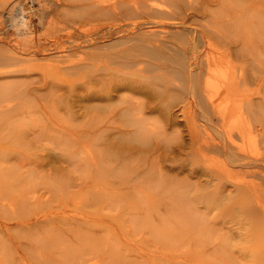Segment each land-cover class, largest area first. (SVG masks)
<instances>
[{
	"label": "bare ground",
	"instance_id": "obj_1",
	"mask_svg": "<svg viewBox=\"0 0 264 264\" xmlns=\"http://www.w3.org/2000/svg\"><path fill=\"white\" fill-rule=\"evenodd\" d=\"M161 1L82 0L81 2H70L68 4L75 11L71 16L79 17L82 23L83 20H87L85 21L87 24L86 22L89 23L87 18L96 20V17L102 15L104 18L105 16L111 18L106 21L102 16L105 21L102 19L103 26L99 23L102 26H99L101 29H96L97 27L94 29L95 25L92 26L93 31L98 30L95 34H89L92 30L88 28L89 32L86 28L88 34L83 31L84 35L80 33L81 35L76 34L78 35L76 37L73 30H71L73 34L71 32L67 34L63 30L62 33H65L66 37L63 34L60 35V31H57L60 36L55 35L56 32L54 33L53 30L51 33L57 38L49 44H35L36 39L32 42L33 39L31 40L29 36L33 44L30 45L29 41V43L24 41L27 47L25 46L21 51L19 50L21 47L7 40L10 38L8 32H0V140L5 141L7 138L23 136L32 143L33 137L30 136L40 134L42 129L35 128L38 127L37 119L27 114L23 107V98L36 99L38 92L46 88H52L56 93L68 91L74 97H80L76 99L71 96L73 103L84 98L86 100V106H84L89 118L87 136L89 141L91 140L88 166L91 169H102L104 173H112L115 169L124 170L123 168L133 172L136 178H131L132 183L128 181L121 183L120 181L122 186L127 185V191L143 189L139 190L143 192L144 188L145 190H157L153 196L143 197H146V203L153 205L159 215L158 218L154 220L150 218L148 221L155 222L156 227H152L153 225L151 227L157 234L159 233V236L165 235L166 239L175 238L173 231L177 228L173 230L174 224L173 229L169 226L175 219H178L176 221L181 224L184 234L196 232L198 235L200 232L197 231L201 229L202 222L206 219L202 205H206L205 197L208 187L214 186L217 192L215 203L234 201V208L237 211H231L227 218L234 222V226L240 224L241 221L246 224L244 238L247 242L237 251L244 252L247 264H264V0H224L227 3L224 5L228 9L225 7L226 12H222L225 15H221L222 27L219 26L221 21L218 19L220 23L217 26L221 30L216 32L215 23L217 21L215 22L210 14H215L213 11L217 4L215 2L218 0H163L167 5L165 3L162 5ZM7 2L11 3V0H0V4L5 7L8 5H6ZM31 4L24 0L18 7H15L16 3L13 4L15 8L9 4L10 9L5 10L6 17L9 20L13 18L12 22L7 21L11 22L20 33L23 32L21 26L25 28L26 25L25 33L31 34L32 31L28 33L27 29L33 27L35 20L30 17L35 15L37 19H43L47 16V9L43 10L46 6L42 7L43 4H40L42 7L40 10L39 7H31ZM59 5L61 6L60 11L68 12L65 14L70 13L69 6L65 8V3ZM222 5L223 2L219 7L225 9ZM214 16L220 17L219 15ZM52 17L50 18L56 23L58 18L54 15ZM207 18L211 21L210 23L205 22ZM43 21L40 22L44 23ZM69 22L73 26L76 24ZM79 22L77 23L81 24ZM61 24L62 22L59 25ZM224 25L229 30L225 29ZM81 26L79 29L82 28ZM56 27L58 26L55 25ZM8 28L9 26L6 30L9 31ZM202 41L205 43L201 44ZM62 46L64 47L63 52L55 53V49H60ZM87 48H89L88 51ZM77 51H85L88 57L86 55L82 60H71L69 56ZM50 59L53 63L48 62ZM44 64L55 68V73L47 75L42 68ZM64 72L77 75L74 80L66 84L68 85L67 90H64L61 79ZM222 72H224L223 75ZM217 74L225 79L217 82ZM70 106L74 109L72 104ZM76 111L75 109L74 112ZM74 112L71 111L72 120L77 117ZM58 133L63 135V131H58ZM97 142H99L98 145ZM0 147L14 149L12 144L0 143ZM113 147L118 152L116 165L110 163ZM51 161L56 163L58 160L53 158ZM29 163L30 161L21 164V167L32 177L30 184L34 182V179H36L35 182L42 184V181H39L41 176L46 177V174L51 176L50 167L46 168L49 172L45 170L47 164L41 165L40 163L36 167H31V164L26 166ZM48 163L50 164V161ZM43 165L45 166L42 168ZM31 171L35 178L30 174ZM42 171L46 172L41 173ZM44 184L43 182L42 185ZM116 184L118 183H112V185ZM198 189L200 191H196ZM25 201L27 202V199ZM191 204H195L198 210L202 207L193 225H191L190 216L185 215L183 211L186 207H192ZM25 206H23L24 209H27ZM141 208L144 207L139 208L142 212ZM140 210L136 209L137 214L134 213L135 216L131 217L134 220L133 224L137 226L140 221H143ZM5 215L3 214L2 217ZM66 215L67 213L64 214V221ZM14 217L20 220L17 215ZM55 217L57 218V215H54ZM84 218L73 215L72 218L70 217L72 222L80 225ZM227 218L224 217V220H228ZM59 219L63 222L62 218ZM104 219H102L103 222H105ZM49 220L51 219L48 218L42 222ZM42 222L36 220L35 224H32L38 226ZM161 222L165 224L164 227L163 225L160 227ZM3 223L7 229L1 227L0 223V232L4 229L8 230L9 227L11 229L10 222L3 221ZM20 223L22 226L23 222ZM70 223L68 224V219H66L65 225L70 226ZM73 226L75 225L67 229L68 232ZM49 227L50 225L46 226V228ZM223 228L224 223L220 226V230ZM18 229L15 230L18 232ZM51 229L55 228L50 227ZM45 230L47 229L43 228L42 231L45 232ZM70 233L66 235L61 228V233L57 236L59 238H55L56 241L59 240L62 243L58 247H62L63 251L64 246L74 240ZM178 233L179 231L176 236L179 237ZM18 234L22 235L20 232ZM39 239L40 243L41 239ZM34 241L36 242L35 239ZM10 246L13 245L10 244ZM63 251L62 255H64ZM68 253L70 254V249ZM233 255L234 257L240 256V254ZM27 258L29 260V257Z\"/></svg>",
	"mask_w": 264,
	"mask_h": 264
},
{
	"label": "rangeland",
	"instance_id": "obj_2",
	"mask_svg": "<svg viewBox=\"0 0 264 264\" xmlns=\"http://www.w3.org/2000/svg\"><path fill=\"white\" fill-rule=\"evenodd\" d=\"M19 1L20 0H11V3L10 2L6 3V5L8 4L7 7H5L3 4L2 5L0 4L1 5L0 6L1 7L0 8L1 10L0 18H2L0 19L1 21L0 22V32L1 33L5 31L8 32L9 33L8 35H10L9 36L10 38H8L7 40H9L11 44L15 43L17 44V46L21 47L19 49L20 51L23 50L22 48H25L27 43L30 42L29 43L30 45L33 44V43L31 44L30 39L31 40L33 39L32 42H34V40L36 39L34 42L35 44L37 43L38 44H47V43L49 44L55 41V39L57 38L55 35H59L60 33H61L60 35L63 34V36L67 37L65 33L67 34H69L70 32L72 33L71 30H73V33L77 37L78 35H81L80 33L84 35L83 31L84 32L86 31L85 34H88L90 30H92L89 34H95L98 30L96 31L94 30L95 32L93 31L92 26L94 25H95L94 29L96 27H97L96 29L98 28L101 29V27L103 26L102 19L104 18V15H102L103 18L102 16H99L98 18L96 17V20L95 18H87L89 20V23L86 22L87 24H85V21L87 20H83L84 22L82 23V20L79 17L78 18L81 20V22H79L80 20L77 17L75 18L72 17L75 11L73 10V7H71V5H69L68 3L77 2V1L81 2L82 0H57V1L48 0L49 2L46 0H41V1L40 0L38 1L27 0L29 4L32 3L31 7H34V8L39 7L40 10L42 9V7L46 6L45 8H43V10L47 9L46 10L47 16L43 17V19L39 17H38L39 19H37V16L35 15L33 17H30V18H33V20H35L33 23L34 24L33 27L31 28L28 27L29 29H27L28 33L32 31L31 34L29 33L30 34L29 35L25 33L26 30L24 31V29H26L27 27L25 24H24L25 28L23 25L21 26L23 27V32L20 33L19 31L15 29L16 28L15 26L13 27L11 23L13 21V18L12 20L11 19L9 20L5 15L7 13L6 11H8L7 9L8 8L10 9L9 4H11V7H12V5L16 3L17 5H15V7L16 6L18 7V5H20L24 0L23 1L21 0L22 1L21 3H17ZM225 1H229V0H225ZM54 2H56L58 5L56 3L54 4ZM161 2L160 3L162 5L163 3L167 5L166 2H163V0ZM222 2H223V5H222L223 8L225 7L227 8V6H225L227 3L224 2V0L223 1L218 0L217 2H215L218 5L217 4L215 5V11H213L215 14H212V13L210 14L211 18L213 17L212 19L215 22L217 21V23H215L216 25L215 32L218 30H221L219 28L223 26L222 21H221V15L223 14L222 12L224 13L226 12V8L221 9L222 7L221 6L219 7L220 3ZM52 3L54 7L52 6ZM60 3H65L66 4L65 8L69 6V10L71 14L70 13L65 14L68 12L63 13L62 11H60L61 10L60 9L61 6L59 5ZM40 4H43V6L40 7ZM49 6L53 7V9ZM168 6L170 7V5ZM15 7L13 5V8ZM47 7H49L51 11ZM50 12L52 15H54V17L58 18V20L57 18H54V20H57L56 23L53 22V19H51L53 17L50 14ZM214 15H219L220 17L217 18L218 16L215 17ZM223 16L225 15L223 14ZM107 18L105 16L104 19L107 21L111 17L107 16ZM201 18H203L202 15H201ZM208 18L209 20L211 19L209 16ZM208 18H207V21L205 22L210 23L211 21H208ZM48 19L50 20L48 21ZM218 19L221 21V23L219 22ZM7 20L11 22H8ZM38 20L40 21L44 20L43 21L44 23ZM65 20H69L76 24L73 26L71 25L69 21L66 22ZM47 22H50V23H47ZM61 22L63 24V25L61 24L62 27H60L61 25H59ZM68 22L71 25V26L68 25L70 29L67 26V24H69ZM77 22L81 24H78ZM99 23H101L102 26ZM218 23H220L221 25H219ZM217 24L220 27L217 26ZM55 25L60 28L58 27L55 28ZM2 26H4V28ZM8 26H9L8 28L9 31L6 30ZM80 26L82 27L80 28L81 30L79 29ZM75 27L76 29L74 30ZM32 28H34L35 31ZM86 28L90 29V30L88 29L89 32L85 30ZM224 28H225V25H224ZM225 29H228V28H225ZM53 30H54V33L56 32L55 35L51 33ZM57 31H60V33L58 34ZM62 31L65 33H62ZM12 33H14L15 35L13 34L12 36ZM29 36H30V39H29ZM52 37H54V39ZM12 40L14 41L12 42ZM22 41L23 43H21ZM24 41L27 42L26 45L24 44ZM204 43H205L204 41L201 42V44H204ZM22 44H23V47H22ZM62 49L64 50L63 46L60 49L59 48L55 49L56 50L55 53L63 52ZM88 49L89 48H87V51ZM86 55L88 57V54H86L85 51H77V52H73L71 56L69 57L71 60L78 61V60H82ZM52 59H50L49 61L47 60V61L48 62L52 61L53 63ZM42 68L44 69L47 75H51L52 72L55 73L56 71L55 68L48 66V64H44ZM40 70L39 72L43 71V70L41 71ZM223 73L224 72H222V75ZM222 75H220L221 77L218 76V74H217V77L215 76L219 80V81L217 80V82H221L222 80L225 79L222 77ZM76 77L77 75H71L69 74V72L63 73V78L61 79L63 80L62 83L64 85V90H67L66 88H68V85L66 84L74 80ZM65 79L67 80L69 79L70 81L68 80L67 82V80ZM217 82L215 79V83ZM68 96L74 97V95H71L70 92L68 91H66L65 93H62V92L56 93L55 90H53L52 88H46L38 92V95H36L37 97L36 99H32L28 97L23 98L22 99L23 107L25 111L27 112V114L32 115L33 117L37 119L36 121H37L38 127H35V128L42 129L40 134L30 136V137H33L32 139L33 141L31 140L32 143L28 139H25L23 136H15L13 138H7L5 141L0 140V143L12 144L14 147V149L0 147V187L2 188L0 189V197H1L0 198V204H1L0 223H1V227H4V228L6 227L3 221L4 222L6 221L8 223L10 222L9 225L10 226L12 225L11 229L10 227L8 230H6L7 228L4 229L6 232L4 230L0 232L1 235L3 234V236L0 235V238L4 237L2 238V241H0L1 242L0 243V264H12V263L13 264L14 263L15 264H26V263L27 264H247V257L244 254V252L237 251L239 248H243V246H245L246 244L245 242H247L244 238L245 231H246L245 229L246 224L244 223V221H241L240 224H236L234 226V222L230 221L227 218L229 217L228 214L231 211H237V209L234 208V205H235L234 201L228 200V201L218 203V204L215 203V193L217 192H215L214 186L208 187V190L206 193L207 196L205 197L206 205H202L203 212L205 213L204 218L206 219L204 222H202L203 224L201 226V229L197 231V232H200L199 234L201 236H199V234L196 235V232L184 234V229H182L181 224H179L178 221H176L178 219H175L169 225L172 228L173 227L172 225L174 224V229L172 228L173 230L177 228L176 231H173L175 233V238L166 239L165 235L159 236V233L157 234V232H155L152 228V227H156L155 222L153 221L151 222V220H154V218H158L159 215L156 213L153 205L150 206L149 203L148 204L146 203L147 201L146 197L153 196V194L157 190H153V189L145 190L144 188L143 192H139V190H143V189H135V190L127 191V187H126L127 185L122 186L123 184H120V181H122L121 183H124L123 181H128L132 183L133 179L131 178L132 177L136 178L133 172L123 168L127 173L122 169L121 170L119 169L120 171L115 169L113 170L114 172L112 173L111 172L104 173L102 169H99V170L94 169V168L91 169L88 166L89 149L91 148V143H90L91 140L89 141V138L87 136L88 135L87 126H88L89 118H88V115L86 114V108H85L86 100H84L83 98V100H77L75 103H73L72 97L69 98ZM74 98L77 99L80 97L75 96ZM70 103L72 104L74 109H71ZM75 109L77 110L76 112H74ZM71 111L77 114V117L74 120H72ZM20 128H22V126H20ZM58 131H63V135H60ZM116 141L117 140H115V142ZM98 143L99 142H97V145ZM104 148L102 150H104ZM113 148L111 150L113 152H111L112 156L110 158V163H112L113 165H116L118 161L117 160L118 152L116 148L114 149ZM53 158H56L58 161H56V163H53L51 161V159ZM28 161H30V163L26 166H30L31 164V167L32 166L36 167L40 165L41 163V165L42 164L48 165V166L46 165L47 167L45 165L42 166V168L45 166V170L46 168L50 167L49 171L50 170L52 171L50 172L52 173L51 176L50 175L47 176L46 174V177L45 175L43 176L47 180H45L43 176H41L40 177L41 179H39V181L40 180L42 181V184L43 182L45 183L44 185H42L41 183L35 182L36 179H34L35 183L33 182L32 184H30L32 181V177L25 172L24 168L21 167V164H25ZM49 161H50V164L48 163ZM46 171H42L41 173L46 172ZM34 172L36 174V171ZM30 174L33 175V177L35 176L33 171H31ZM47 177H49L50 179ZM51 177H53V179ZM112 183H118L119 185L118 184L112 185ZM196 191H200V189ZM145 195L146 197L144 198L143 196ZM25 199H27V202L25 201ZM25 203H27L28 205ZM11 205H13V207ZM191 205L193 206L186 207L183 209V211L185 215L187 214L190 216L191 218L190 222H191V225H193L197 218V215L201 213L202 207L201 209L198 210L195 204H191ZM23 206H25V208L27 209H24ZM140 207H144L143 208L144 211L141 208L142 209V212H141V210L139 209ZM239 207L241 208V205H239ZM28 209L30 210V212ZM136 209L138 211L140 210V213H142L143 215V219H142L143 221H140V223H138V226L136 224H133L134 220L131 219L132 216H135V214H137L136 213L137 211L135 212ZM150 209H152L153 211ZM25 210L26 211L28 210V212H25ZM31 210H33L34 212ZM4 211H6V213ZM131 211L133 213L132 215H131ZM65 212L67 213L66 215L67 217L70 216L72 218V215L78 218L85 217L84 220L82 219L83 221L81 222V225L79 223L77 224L75 222H72L73 220L70 219V217L68 218L66 217V219H68V224L71 222L70 223L71 225L70 226L68 225L69 227H71L72 225H75L73 226L74 228L73 227L70 228V231H69L71 232L70 236L73 237L74 239L73 240L74 243L71 242L70 243L71 245L68 244L64 246V249L67 251V253L65 250L63 251L62 247H58L60 246L61 242H59V240L56 241V239L59 238V237L57 238V236H59V233H61V228L62 230H64L66 235L67 234L69 235V232H68L69 227L65 225L66 219L64 221V218H65L64 214H66ZM3 214L4 215L6 214L5 217H2ZM14 215H17L18 217H20V220H16L19 218L14 217ZM54 215L55 216L57 215V218L56 217L54 218ZM7 216H9L10 219ZM45 217L47 220L48 218L51 220L42 222V220H46ZM224 217H226L228 220L225 221ZM59 218H62L64 224H62L63 222H61V219ZM150 218H153V219H151L150 222H148ZM11 219H13L12 220L13 222L11 221ZM102 219H104L105 222H103ZM145 219H148V220L145 221ZM36 220L37 221L41 220L42 223H45V222L46 223L44 225L41 223V225L38 224V226H33ZM55 220L59 223H57ZM28 221H30V223ZM20 222H23L22 226H20L21 225ZM50 223L51 224L53 223L54 226L53 224L51 225ZM141 223L142 225H140ZM143 223H146V224L150 223V225L144 224L145 225L144 226ZM223 223H224V228L220 230V226ZM14 225L16 226V228ZM45 225L46 226L50 225L51 228H55L56 230L55 229L50 230V227L46 228ZM55 225H59L61 228L58 226L57 227L60 228V230H57L58 228ZM63 225H65L66 227ZM164 225L165 224L161 222L160 227L161 226L164 227ZM141 226L143 229L141 228ZM34 227H39V228H34ZM197 227L195 229H197ZM43 228L47 230L43 232L42 231ZM215 228L217 229L216 231H215ZM15 229H18V232ZM205 229H206V233H204ZM209 229L211 230L208 231ZM34 231L35 232L37 231L36 232L37 235ZM178 231L179 233H182V234L178 233V235H180L179 237L176 236V233ZM19 232L22 233L23 236L21 234H18ZM47 232L49 233L47 234ZM83 232L84 234H82ZM55 233H58V234H55ZM18 235L19 237H15ZM86 235L88 236V238ZM194 235H196V237H199V238L193 237ZM24 236L26 238H24ZM31 236L32 238L36 240V242L34 241V239L31 238ZM202 236L203 238H201ZM236 236L238 238H236ZM5 237L8 239H6ZM46 238L47 240H45ZM81 238H82V241H81ZM38 239L41 241L40 243ZM43 239L46 242L42 241ZM177 240L178 242H176ZM9 243L13 246H10ZM44 243H45V246H44ZM39 244H41L42 246ZM69 249H70V254L68 253ZM36 250L39 252L41 251L42 253H38ZM62 251L64 255H62ZM11 252L14 254H12ZM43 253L45 255H43ZM7 254L9 257L7 256ZM233 254H235V256L240 254V256L234 257ZM27 257H29V260Z\"/></svg>",
	"mask_w": 264,
	"mask_h": 264
}]
</instances>
